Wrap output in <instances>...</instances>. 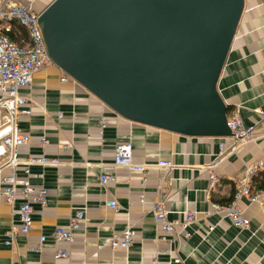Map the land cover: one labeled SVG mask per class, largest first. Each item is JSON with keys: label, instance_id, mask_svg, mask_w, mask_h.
Instances as JSON below:
<instances>
[{"label": "crops", "instance_id": "0c3cea01", "mask_svg": "<svg viewBox=\"0 0 264 264\" xmlns=\"http://www.w3.org/2000/svg\"><path fill=\"white\" fill-rule=\"evenodd\" d=\"M53 1L17 0L39 13ZM64 75L51 62L22 90L30 98L32 113L20 117L19 127L31 140L19 147V155H45L59 163L31 166L37 174L31 182L48 189V204L34 206L31 232L18 235L11 245L6 244L7 233L13 224H20L18 208L23 199L19 197L14 205L0 200V264H66L54 258L60 248L70 253L73 264H154L156 257L158 264H264L260 203L240 200L250 218L247 229L220 214L206 215L212 202H232L247 166L264 161V136L228 154L216 167L219 183L209 189L206 166L216 160L223 137L188 136L128 120L72 77L62 81ZM218 87L229 109L240 106L246 124L264 127V0H245ZM5 118L6 111L0 110V126ZM101 120L106 123L103 128ZM128 141L134 161L147 164V172L114 164L117 144ZM160 160H170L174 167L164 169L157 165ZM104 172L115 180L102 184ZM10 173V167L0 164V177ZM16 174L25 176L22 165ZM161 197L166 199L170 220H183L188 208L198 213L191 237L168 236L160 230L152 206ZM109 200L120 207L107 206ZM80 208L86 209V218L76 240L58 241L56 229L67 227ZM129 226L135 232L132 244L111 247L109 238ZM44 235L46 241L36 250ZM176 257L182 262H175Z\"/></svg>", "mask_w": 264, "mask_h": 264}, {"label": "water", "instance_id": "95a60500", "mask_svg": "<svg viewBox=\"0 0 264 264\" xmlns=\"http://www.w3.org/2000/svg\"><path fill=\"white\" fill-rule=\"evenodd\" d=\"M245 0H54L40 13L50 60L124 118L231 136L218 84Z\"/></svg>", "mask_w": 264, "mask_h": 264}, {"label": "built area", "instance_id": "2783aa9c", "mask_svg": "<svg viewBox=\"0 0 264 264\" xmlns=\"http://www.w3.org/2000/svg\"><path fill=\"white\" fill-rule=\"evenodd\" d=\"M40 13L32 5L22 4L17 0H0V110L6 111L5 121L0 126V164L11 168V173L1 175L0 177V200L6 199L7 202L14 205L19 197L22 202L18 208L20 224H13L11 230L7 233L9 239L6 244L14 243L15 238L22 234L27 236L33 227V214L35 205L45 207L48 204L49 191L46 187H37L31 182L33 174L31 166L34 164H58L57 158H49L45 155L29 156L22 158L19 155V147L31 140L28 133L23 132L19 127V120L22 115L32 113L30 98L22 90L30 86L33 82L35 73L51 63L39 23ZM17 21L27 31L29 41L20 44L12 40L6 32L12 29L11 22ZM71 78L65 73L62 81ZM261 113H263L261 111ZM106 125L101 120L102 128ZM228 125L232 130L231 136L223 137L219 143V151L214 162L206 166L209 173V189L215 188L220 181V175L216 167L222 160L232 152H238L241 147L253 142L258 136H264V127L259 123L246 124L241 117L240 106L230 108L228 111ZM228 140V141H227ZM46 138L41 139V144L45 146ZM64 148L67 146L64 145ZM116 166H124L130 170L148 171L147 164H140L134 161L133 146L130 141L117 144L115 150ZM24 167L25 176L18 177L17 168ZM158 166L170 170L174 164L170 160H160ZM264 168V161H259L247 166L244 176L237 182V191L234 200L228 204L211 203V210L206 213L220 214L231 220L239 228L247 229L250 226V218L246 215L245 209L239 204L240 200L248 199L251 203H260L264 208V193L253 186L252 178ZM115 177L107 173L101 175L102 184H108L114 181ZM144 195L141 201L144 202ZM107 206L118 209L120 206L116 200H109ZM152 211L157 226L168 236L179 235L189 238L192 235L190 228L198 219V213L195 210L186 209L184 219L181 221L170 220L169 210L166 205L165 197L156 199L153 202ZM86 218V209H77L70 217L67 227H58L55 231V238L58 241L73 243L76 240L77 231H79ZM212 229V226H210ZM135 239V232L132 226H129L121 232H116L109 238L111 247L122 246L128 248ZM46 236L40 237V244L36 250H41ZM159 252H157L158 254ZM54 258L56 260H65L66 264L71 262L70 253L63 248L56 251ZM175 262H182L180 257L175 258ZM154 264H158L157 257Z\"/></svg>", "mask_w": 264, "mask_h": 264}, {"label": "trees", "instance_id": "16d2710c", "mask_svg": "<svg viewBox=\"0 0 264 264\" xmlns=\"http://www.w3.org/2000/svg\"><path fill=\"white\" fill-rule=\"evenodd\" d=\"M12 29L6 34L15 42L25 44L29 41L28 34L23 25L17 21L11 22ZM253 186L264 193V172H258L252 178Z\"/></svg>", "mask_w": 264, "mask_h": 264}]
</instances>
